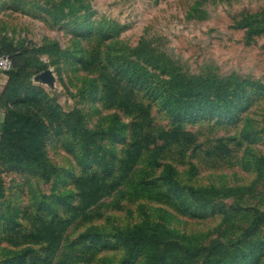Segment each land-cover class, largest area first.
<instances>
[{
	"label": "rangeland",
	"instance_id": "obj_1",
	"mask_svg": "<svg viewBox=\"0 0 264 264\" xmlns=\"http://www.w3.org/2000/svg\"><path fill=\"white\" fill-rule=\"evenodd\" d=\"M0 264H264V0H0Z\"/></svg>",
	"mask_w": 264,
	"mask_h": 264
},
{
	"label": "built area",
	"instance_id": "obj_2",
	"mask_svg": "<svg viewBox=\"0 0 264 264\" xmlns=\"http://www.w3.org/2000/svg\"><path fill=\"white\" fill-rule=\"evenodd\" d=\"M14 69L13 57L8 53L0 54V72L8 73Z\"/></svg>",
	"mask_w": 264,
	"mask_h": 264
},
{
	"label": "crops",
	"instance_id": "obj_3",
	"mask_svg": "<svg viewBox=\"0 0 264 264\" xmlns=\"http://www.w3.org/2000/svg\"><path fill=\"white\" fill-rule=\"evenodd\" d=\"M5 74H6V73H1V72H0V87H1L2 83L4 82Z\"/></svg>",
	"mask_w": 264,
	"mask_h": 264
},
{
	"label": "trees",
	"instance_id": "obj_4",
	"mask_svg": "<svg viewBox=\"0 0 264 264\" xmlns=\"http://www.w3.org/2000/svg\"><path fill=\"white\" fill-rule=\"evenodd\" d=\"M1 54V53H0ZM8 54H10V53H8ZM12 57H13V55L12 54H10ZM13 61H14V57H13ZM14 66H15V64H14Z\"/></svg>",
	"mask_w": 264,
	"mask_h": 264
}]
</instances>
